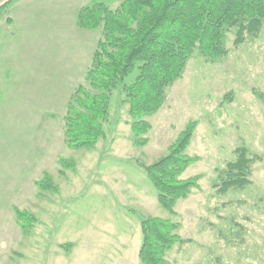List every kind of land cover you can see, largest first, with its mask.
<instances>
[{
    "label": "rangeland",
    "instance_id": "rangeland-1",
    "mask_svg": "<svg viewBox=\"0 0 264 264\" xmlns=\"http://www.w3.org/2000/svg\"><path fill=\"white\" fill-rule=\"evenodd\" d=\"M21 1L0 17V264H141L148 217L179 223L178 234L192 241L170 250L168 264H264V27L239 47L235 31L228 33L225 58L192 55L166 104L148 119L146 147L133 145L119 87L105 137L95 148L75 150L66 145L63 118L71 95L88 87L101 30H80L74 7L103 3L114 10L118 2L52 0L42 8L38 0L32 18L22 8L14 20ZM137 75L138 69L125 83ZM190 121L198 125L187 153L199 160L182 178L199 176V188L172 215L137 162L151 165L167 155ZM240 147L262 160L249 185L218 192L219 170ZM45 175L49 189L39 186ZM15 209L36 218L28 235Z\"/></svg>",
    "mask_w": 264,
    "mask_h": 264
},
{
    "label": "trees",
    "instance_id": "trees-1",
    "mask_svg": "<svg viewBox=\"0 0 264 264\" xmlns=\"http://www.w3.org/2000/svg\"><path fill=\"white\" fill-rule=\"evenodd\" d=\"M110 9L103 3L83 7L77 14L80 30H101V39L86 73L88 87L80 86L71 95L63 118L65 142L69 149L95 148L105 137L114 90L122 87L128 108L133 145L146 147L152 124L149 118L167 102V90L184 74L189 60L198 52L206 61L225 58L228 33L235 31V47L256 40L264 27V0H116ZM8 3L0 7V17ZM7 23L12 18L7 17ZM1 35V29H0ZM136 69L135 81L125 80ZM262 99V95L259 94ZM190 121L168 149V154L151 165L137 164L152 182L160 206L176 215L180 200L199 188L200 177L183 179L188 168L199 159L187 150L197 128ZM237 159L219 170L218 192L249 185L255 162L262 157L248 155L244 147ZM45 175L39 186L52 187ZM24 234L34 228L36 218L15 209ZM180 224L169 219L148 217L141 223L143 241L141 264H168L167 253L175 246L192 242L178 234Z\"/></svg>",
    "mask_w": 264,
    "mask_h": 264
},
{
    "label": "crops",
    "instance_id": "crops-1",
    "mask_svg": "<svg viewBox=\"0 0 264 264\" xmlns=\"http://www.w3.org/2000/svg\"><path fill=\"white\" fill-rule=\"evenodd\" d=\"M19 1H21V0H19ZM31 1H33V0H28V1H26L25 3H27V4H29ZM38 0H35V1H33V3H31V5H27V4H25L24 3V1H21V4H22V6H20V7H17V8H14L13 10H15L14 12H13V16H11L14 20H15V18H20V12H21V10H22V8H23V10H24V17H25V19L26 18H32L33 17V15H34V12L32 11V9H33V7H35V6H32V5H34V3L35 2H37ZM54 1V0H53ZM17 2V0H0V7H2L3 5H5V4H7L8 3V6H7V12L9 13V8L11 7V6H13V4L14 3H16ZM56 2V1H55ZM40 3H41V5H42V8H45V7H50L51 6V4H52V0H46V1H41L40 0ZM20 4V5H21ZM83 7H85V6H83ZM83 7H74L75 8V12L80 8H83ZM11 13V12H10ZM11 15V14H10ZM46 15V14H45ZM47 16V15H46ZM7 17H10V16H7ZM43 19H44V16L42 17ZM9 24V23H8ZM9 25H13V21H12V23L11 24H9ZM0 59L1 60H3V57L0 55Z\"/></svg>",
    "mask_w": 264,
    "mask_h": 264
}]
</instances>
